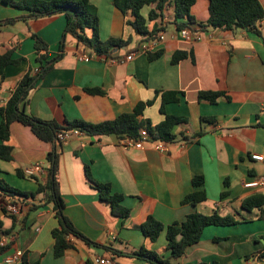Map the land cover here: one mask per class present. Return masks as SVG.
Instances as JSON below:
<instances>
[{
	"label": "crops",
	"instance_id": "obj_1",
	"mask_svg": "<svg viewBox=\"0 0 264 264\" xmlns=\"http://www.w3.org/2000/svg\"><path fill=\"white\" fill-rule=\"evenodd\" d=\"M90 2L97 9L100 40L116 38L128 44L111 57L92 55L89 61H81V55L89 54L72 36L64 35V15L33 19L29 10L0 0V21L14 20L0 26V55L12 52L13 59L21 60L5 69L0 108L6 106L22 77L39 68L35 34L47 44L49 59L61 58L30 91L25 105L29 115L66 129L74 121H112L133 112L139 103L152 101L143 115L157 125L165 118L160 112L162 93L176 92L178 102L166 104L165 113L186 117L187 123L174 128L176 140L163 143L162 150L153 140L143 142L140 148H126L128 138L115 135L72 136L53 146L39 140L28 126L11 124L8 144L13 160L0 158V180L21 193H36L50 178L47 155L56 148L63 213L91 244L69 235L70 247L56 258L52 232L59 222L49 195L11 197L0 188V245L5 240L3 248H7L0 254V264L17 251L23 256L15 264H95L97 258L114 264H147L137 258L136 251L145 247L164 257L170 252L165 231L155 243L144 238L139 227L146 219L153 216L168 226L192 213H217L233 217L237 223L207 227L201 240L172 264H264V206L252 211L242 207L246 198L264 196V186L245 187L264 177V162L251 159L252 154L264 155V20L259 25L261 36L242 29L206 28L201 31L203 39L195 42L178 35L172 7L163 19L150 22L148 15L155 6H145L141 14L149 31L162 27L158 34L164 33L165 40L144 54L138 52L141 45L153 40L127 24L129 15L118 10L113 0ZM259 2L264 7V0ZM191 14L197 24L206 22L209 1L197 0ZM159 51V58L149 60V54ZM179 51L188 57L173 64V55ZM132 53L133 58L127 60ZM87 89H99L103 94H89ZM201 91L223 92L225 96L214 103L200 101ZM195 134L200 135L192 141L183 140ZM35 164H41V171L26 176L24 170ZM85 166L97 182L109 184L113 194L124 197L122 205L131 210L128 219L113 215L110 203L100 198L87 179ZM196 176L203 177L202 188L193 187ZM200 190L206 193L205 201L183 203L186 196ZM223 192L228 195L221 197ZM7 203L25 206L21 219L13 220L4 211Z\"/></svg>",
	"mask_w": 264,
	"mask_h": 264
},
{
	"label": "trees",
	"instance_id": "obj_2",
	"mask_svg": "<svg viewBox=\"0 0 264 264\" xmlns=\"http://www.w3.org/2000/svg\"><path fill=\"white\" fill-rule=\"evenodd\" d=\"M18 9H27L31 12L29 18L38 19L52 17L56 15H64L66 17V27L64 35L72 36L77 44L81 46L89 56H106L111 57L115 50L120 49L128 44L122 39L110 38L101 41L99 38V17L96 7L90 0H2ZM209 1V17L204 23L197 24L191 14L192 7L197 0H113V5L120 10L125 16L130 17L127 24L139 35L154 40L162 27L155 26L152 31L147 27V20L141 14V10L145 6L154 5V9L149 12L148 20L155 21L163 19L165 11L172 7L174 19L173 24L177 30L189 29L192 32L204 31L206 28L235 30L242 29L248 32L262 35L259 25L264 20V7L259 0H208ZM14 20L0 21V26L10 24ZM194 25H198L196 29ZM35 41V49L38 53L37 62L39 68L32 73L28 71L18 82L11 98L5 107L0 108L2 121L0 124V158L5 162L13 160L12 148L8 142L10 140V126L18 122L24 126H28L33 134L41 141L56 146L58 144L57 133L71 129H79L86 135L90 136H109L115 135L121 139H138L140 131L146 130L150 139L153 141L171 143L177 136L173 133L176 126L186 124V117L168 115L165 113L164 107L168 103L178 102L176 92H163L160 112L165 115L164 120L153 125L150 120L145 119L143 112L146 107L153 104L152 101L147 103H139L131 113L118 116L112 121H106L98 124L87 123L84 121H74L69 124L68 128L58 127L54 122H45L39 120L25 111V105L30 91L34 88L38 80L44 78L53 68V65L61 58L57 56L49 59L47 55L48 46L37 35L32 34ZM161 52L149 54V60L153 61L161 56ZM188 57L186 52H176L173 55V64L179 63ZM193 59V57H192ZM21 60L12 58V52L0 55V85L5 79V69L9 65H18ZM89 94H103L99 89H87ZM223 92L201 91L198 98L200 101L216 102L220 97H224ZM203 120H212L203 118ZM200 134H195L190 138L183 137L185 141H192ZM49 163L50 178L45 185H40L36 193H21L17 189L10 187L0 180V188L14 195L24 197H35L40 193H47L55 205L56 218L59 227L54 229L52 236L54 239V255L56 258L63 256L65 251L70 247L66 238L73 235L81 238L88 244L91 242L86 239L64 215V201L59 191V154L56 148L47 155ZM85 175L98 191L102 200L110 203L113 215L118 216L122 220H126L131 216V210L122 205L123 196L113 194L109 184L97 182L91 175L88 166H85ZM193 187L202 188L204 179L202 176H196L192 180ZM226 187L228 183H225ZM228 195L223 192L221 197ZM204 190L193 192L186 196L183 203L197 205L206 200ZM264 206V196L262 194L253 195L246 198L242 202V207L246 211H252L255 208L260 210ZM4 211L6 212L5 208ZM13 220L15 217L11 216ZM237 222L233 217H221L217 213L212 215H203L199 213L189 214L182 222H174L165 226L153 216H149L146 221L139 227L144 238L150 243H155L160 234L166 232L167 251L170 252L168 257L160 255L156 251L143 247L135 252L137 258L147 264H172L173 259H178L185 255L187 249L197 244L207 227L210 226H231ZM1 224V223H0ZM7 248L0 247V254ZM264 258V252L261 254ZM26 264V263H25ZM35 264H39L36 262Z\"/></svg>",
	"mask_w": 264,
	"mask_h": 264
},
{
	"label": "built area",
	"instance_id": "obj_3",
	"mask_svg": "<svg viewBox=\"0 0 264 264\" xmlns=\"http://www.w3.org/2000/svg\"><path fill=\"white\" fill-rule=\"evenodd\" d=\"M177 32H178V35L185 40L199 42L203 39V36L201 34L203 31L202 32L201 31L192 32L191 30L186 28V29L177 30ZM164 40H165L164 33H159L153 41L148 42V43H143L140 47V51L138 52H141L144 54L151 53V51L155 49L156 47H158ZM133 56H134V53L129 55L127 57V60H131ZM79 60L89 61L90 56L87 54H83L79 57ZM84 134L85 133L79 129L60 131L57 133V140L61 143H65L69 141L72 136H81ZM149 140H151L149 135L147 134L146 130L143 129L140 131V137L138 139H135V140L127 139L124 144L126 148H140L142 147L143 142L149 141ZM157 147L162 150L164 148L163 142H158ZM251 159L257 162H264V155L252 154ZM41 168H42L41 164H35L25 169L24 174L29 177L35 176L37 173L41 171ZM260 186H264V177L253 179L251 182L245 184V187L247 188H255V187H260ZM5 210L6 212L14 216L15 218L21 219L25 212V206L22 203H17V204L7 203L5 205ZM11 238H13V235H11ZM5 245L6 244L4 240L0 246L4 247ZM22 256H23V253L21 251H17L13 255L6 257L4 259V263L5 264H15L21 261ZM94 263L95 264H114L113 261L108 260V259H103V258L95 259Z\"/></svg>",
	"mask_w": 264,
	"mask_h": 264
}]
</instances>
